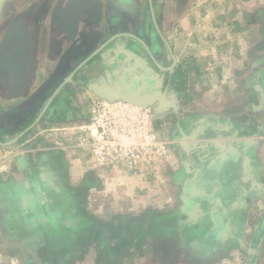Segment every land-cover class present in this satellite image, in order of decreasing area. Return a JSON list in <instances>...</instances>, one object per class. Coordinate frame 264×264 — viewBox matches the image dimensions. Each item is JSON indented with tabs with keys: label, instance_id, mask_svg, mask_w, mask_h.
<instances>
[{
	"label": "rangeland",
	"instance_id": "374dc122",
	"mask_svg": "<svg viewBox=\"0 0 264 264\" xmlns=\"http://www.w3.org/2000/svg\"><path fill=\"white\" fill-rule=\"evenodd\" d=\"M152 2L157 25L160 21L178 40L195 25L193 16L179 20L185 11L209 9L197 23L201 32L208 34L220 26L215 21L220 1L213 5L210 0ZM261 9L263 15H244L235 3L228 25H233L239 12L240 30L237 27L238 32L225 34L229 47L223 50L224 57L217 49L219 41H213L207 63H197L200 60L191 55L193 61L188 60V65L165 70L162 95L146 108L119 98L111 102L99 98L91 91L92 86H99L94 80L69 81L66 86L70 89H61L69 99L65 97L64 115L56 119L79 123L68 132H77L74 137L86 144L91 171L79 182L86 184L85 210L96 217L97 225L86 232L85 240L70 241V255L62 260L55 255V264H264V161L256 148L264 138V5ZM147 21L145 36L152 33L151 43L158 41L151 16ZM133 32L139 34L140 30ZM169 36L174 41L171 33ZM160 41L169 66L170 53ZM222 60L229 75L214 79L213 62ZM103 74L112 75L113 70L103 67L96 78ZM60 83L58 77L51 82L41 98L43 103ZM116 104L142 111L144 115L137 114L139 121L130 129L145 119L146 130L153 137L145 141L144 126V135L136 136L134 143L124 148V142L115 137L116 150L105 146L98 157L93 144L98 124L111 135L124 123L122 113L116 116L109 110ZM130 129L124 130L131 133ZM118 134L122 136L120 129ZM215 144L227 148L231 161L217 169L216 184L214 188L209 185L206 192L196 182L206 160L219 153ZM110 172L115 175L109 176ZM146 173L153 175L149 186L145 177L132 178ZM110 184L117 185L116 191ZM21 262L43 261L25 257Z\"/></svg>",
	"mask_w": 264,
	"mask_h": 264
},
{
	"label": "crops",
	"instance_id": "0c3cea01",
	"mask_svg": "<svg viewBox=\"0 0 264 264\" xmlns=\"http://www.w3.org/2000/svg\"><path fill=\"white\" fill-rule=\"evenodd\" d=\"M214 1L221 2L216 5L220 11L215 20L221 29L215 26L208 34L201 32L197 23L205 19L209 9L197 8L201 13L185 11L180 15L179 20L193 16L195 21L180 40L158 21L161 35L171 44L174 68L192 62L191 55L200 60L197 63H207L208 49L214 48L210 44L218 41L217 49L224 57L223 50L229 47L225 34L239 29V12L232 26L227 19L235 3L241 14L263 15L264 0H210L211 5ZM152 9L154 15L153 2ZM150 16L152 19L149 0H0V142L7 143L0 144V264H24L21 258L25 257L55 264V255L61 260L70 255V241L85 240L86 232L96 227V217L85 210L86 184L79 182L91 171L88 153L84 152L86 144L74 137L77 132H68L79 123L56 119L64 115L65 89L70 86L65 84L40 119L30 125L48 100L43 103L41 98L51 82L57 77L62 82L113 35L117 36L74 72L71 83L85 78L120 90L127 86L135 91L141 85H147L148 91L163 88L167 72L151 57L166 66L160 51L162 38L157 31L158 41L151 43L152 33L145 36ZM135 28L139 34L133 32ZM128 34L140 38L148 50ZM200 35L206 40H199ZM162 44L166 46L163 40ZM202 49L207 53L198 51ZM225 65L224 60L213 62V72H217L214 79L224 80L229 75ZM103 67L113 74L96 78ZM256 148L264 161V138ZM222 150L227 152L225 146ZM112 173L109 176L115 175ZM137 177H145L148 186L154 181L150 173L132 178ZM216 178L206 180V190L215 186ZM199 179L205 180L203 176ZM110 187L113 191L118 188L116 184Z\"/></svg>",
	"mask_w": 264,
	"mask_h": 264
},
{
	"label": "water",
	"instance_id": "95a60500",
	"mask_svg": "<svg viewBox=\"0 0 264 264\" xmlns=\"http://www.w3.org/2000/svg\"><path fill=\"white\" fill-rule=\"evenodd\" d=\"M150 3V8H151V15H152V21L153 24L155 26L156 31L158 32V34L160 35V37L162 38L163 42L165 43L168 51L170 52V57H171V64L169 66H163L160 63H158L152 56L151 57L154 61V63L158 66L159 69L161 70H169L171 69L174 65H175V57L173 56V54L171 53V47L169 45V43L163 38V36L161 35V32L159 30V27L156 23L155 17L153 15V9H152V0H149ZM119 35V34H118ZM130 36H132L133 38H135L138 42H140L147 50L148 47L147 45L140 39L135 37L133 34H128ZM117 35L112 36L108 41H106L105 43H103L101 46H99L97 49L94 50V52L88 56L82 63H80V65L77 66V68L72 71L68 76H66L63 81L59 84V86L56 88V90L53 92V94L48 98L46 104L43 106L42 110L40 111V113L37 115V117L34 119V121L32 122V124L30 125V127L32 125H34L39 119L40 117L43 115L44 111L46 110V108L48 107L49 103L51 102V100L53 99V97L58 93V91L67 83L71 80L72 76L74 75V72L80 68L91 56H93L94 54H96L97 52H99V50L105 46L106 44H108V42L114 38ZM123 86V85H122ZM123 89V90H122ZM121 90L120 89H113L112 87L106 85V84H102L99 86H92L91 87V91L98 96L99 98L105 99L109 102L116 100L117 98L127 101V102H132L137 106L146 108L148 106L153 105L158 99L159 97L162 95L161 90L160 89H155V90H151L148 91L147 89V85L145 87V85H141L139 87H136V90H130L127 86H123ZM27 130V129H26ZM25 131V130H24ZM22 131L20 134H18L15 138L12 139L11 142L16 141L22 134ZM0 144H7V143H2L0 142ZM215 149L219 150V152L223 149V146L220 144H215ZM219 157V156H218ZM217 157V158H218ZM219 159L221 160L222 157L220 155Z\"/></svg>",
	"mask_w": 264,
	"mask_h": 264
},
{
	"label": "built area",
	"instance_id": "2783aa9c",
	"mask_svg": "<svg viewBox=\"0 0 264 264\" xmlns=\"http://www.w3.org/2000/svg\"><path fill=\"white\" fill-rule=\"evenodd\" d=\"M109 110L113 113L116 114V116H118L119 113L123 114V124L118 128L121 130L122 132V136H120L118 134V129L115 131H111V135H109L110 132H106V130H108V128L105 130V127L101 124H98L97 128H96V133H95V140L94 141V152L95 154H97L98 157L102 156V151H103V147L107 146V147H111L113 148L114 142L113 141H122L124 142L123 146L124 148H126L128 144H132L134 143L135 137L138 135L143 134V127L145 126V141L147 140V138H151L153 137L152 134H149L146 130V120L143 119L141 122H139L138 126L130 129V127L134 126L139 120L137 119L136 115L137 114H143V112H139L137 111L135 108L126 106V105H122V104H116L115 106H112L111 108H109ZM146 110V109H145ZM144 115V114H143ZM109 122H112L111 120ZM110 123H108L107 125H109ZM125 127V128H124ZM129 128L131 133H126L124 129ZM115 129V128H114ZM134 130H139L140 132L135 134L133 131ZM116 137V140H114V138ZM113 151L116 150V148L112 149ZM125 151V150H124ZM107 154H109V152H107ZM106 156V155H105ZM109 157H113L112 155H110Z\"/></svg>",
	"mask_w": 264,
	"mask_h": 264
},
{
	"label": "flooded vegetation",
	"instance_id": "af4514ba",
	"mask_svg": "<svg viewBox=\"0 0 264 264\" xmlns=\"http://www.w3.org/2000/svg\"><path fill=\"white\" fill-rule=\"evenodd\" d=\"M220 155L222 157L221 160L219 159ZM230 159H231L230 155L227 152L224 153V152L220 151L217 154L216 158H215V156H211V157H209V159L206 160V163L202 166V170H201L202 171L201 176H203V178H205V180L199 179V181H200L199 183H200L202 189L205 186V184L208 183L206 180H209V182H210L211 179H213V177L216 175L217 169L222 170L224 165L225 164L227 165L231 161ZM204 188H205L204 191H206V192L209 191L208 188H207V190H206V187H204ZM211 188H214V186H212Z\"/></svg>",
	"mask_w": 264,
	"mask_h": 264
}]
</instances>
